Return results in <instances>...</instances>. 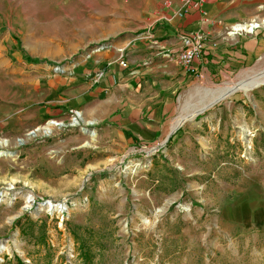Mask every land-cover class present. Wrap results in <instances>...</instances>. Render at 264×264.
<instances>
[{"label":"rangeland","instance_id":"374dc122","mask_svg":"<svg viewBox=\"0 0 264 264\" xmlns=\"http://www.w3.org/2000/svg\"><path fill=\"white\" fill-rule=\"evenodd\" d=\"M147 10L146 0H0V264H264V80L197 114L220 88L263 76L264 56L186 88L175 140L132 146L102 125L73 126L82 112L55 103L58 82L124 48L152 22ZM50 121V134L29 136ZM248 199L259 228L233 218Z\"/></svg>","mask_w":264,"mask_h":264},{"label":"crops","instance_id":"0c3cea01","mask_svg":"<svg viewBox=\"0 0 264 264\" xmlns=\"http://www.w3.org/2000/svg\"><path fill=\"white\" fill-rule=\"evenodd\" d=\"M146 3L145 16L152 22L143 20L142 30L122 42L124 56L112 48L78 62L72 76L58 82L55 99L56 105L80 110L86 121L118 133L132 146L175 140L173 119L186 88L228 76L264 56V0ZM196 32L206 42L194 61L200 77L177 58L183 50L181 35ZM247 201V208L233 210V218L259 228L261 221L251 214L256 201Z\"/></svg>","mask_w":264,"mask_h":264},{"label":"bare ground","instance_id":"6f19581e","mask_svg":"<svg viewBox=\"0 0 264 264\" xmlns=\"http://www.w3.org/2000/svg\"><path fill=\"white\" fill-rule=\"evenodd\" d=\"M264 80V75L263 76H260L256 79H253V80H250V81H237V82H234L233 84L231 85H227L225 87H222L219 89V91L221 93H219V96H223V95H228V92L230 91H235L237 89H243V90H248L252 87H255L256 85H259L262 83V81ZM208 103V102H207ZM206 105V104H205ZM201 108V107H200ZM203 108V107H202ZM196 109V108H195ZM196 113V112H195ZM80 115H78L81 119H77L75 118L73 120V123L72 125L73 126H78L80 121H83L85 124L87 125H90V124H93L94 122L92 121H86L83 116H82V113H79ZM194 115V114H193ZM192 115V116H193ZM196 115V114H195ZM57 122L55 121H50L48 124H45L44 126L42 127H39L37 129H35L34 131H31L29 133V136L30 137H33V136H36L38 135L40 132H43L44 134H50L51 131H52V124H55ZM82 129V132L85 133V134H88L90 136H92L93 138H96L97 137V132L95 130H91L89 127H81ZM8 144V140H0V147H3V146H6ZM86 145H91V142H87ZM8 156V154H4L2 151H0V156ZM27 200L28 201H32L33 200V195L28 193L27 195ZM43 206H45V208H48V209H56V210H62L65 206L64 203H54L52 202L51 200L50 201H47L46 203L43 204Z\"/></svg>","mask_w":264,"mask_h":264},{"label":"built area","instance_id":"2783aa9c","mask_svg":"<svg viewBox=\"0 0 264 264\" xmlns=\"http://www.w3.org/2000/svg\"><path fill=\"white\" fill-rule=\"evenodd\" d=\"M185 4H189L191 0H182ZM181 41L183 43V50L177 54L179 63L186 69L187 72L199 76L197 69L194 67V61L196 58L203 55L206 49L205 36L200 33H183L181 35ZM118 52L121 57L125 54L124 48H119ZM124 67L127 66L125 61L122 62ZM78 113V112H76Z\"/></svg>","mask_w":264,"mask_h":264},{"label":"water","instance_id":"95a60500","mask_svg":"<svg viewBox=\"0 0 264 264\" xmlns=\"http://www.w3.org/2000/svg\"><path fill=\"white\" fill-rule=\"evenodd\" d=\"M235 91H236V90H235ZM235 91H230V92H228V94H231V93H233V92H235ZM224 97H226V96H225V95H223V96H218L217 98L213 99V100L210 101L208 104H206L202 109H200V110L197 112V114H199V113H201L202 111H204V110L210 108L211 106H213L215 103H217L219 100H221V99L224 98ZM65 208H66V205H65L64 209H65Z\"/></svg>","mask_w":264,"mask_h":264},{"label":"trees","instance_id":"16d2710c","mask_svg":"<svg viewBox=\"0 0 264 264\" xmlns=\"http://www.w3.org/2000/svg\"><path fill=\"white\" fill-rule=\"evenodd\" d=\"M29 61H31V62H35V63L40 62V60L32 59V58H29ZM80 255H84L85 260H86L87 262H89L90 259H91V254H90V251H89V250L86 251V252H83V251H82V252L80 253Z\"/></svg>","mask_w":264,"mask_h":264}]
</instances>
